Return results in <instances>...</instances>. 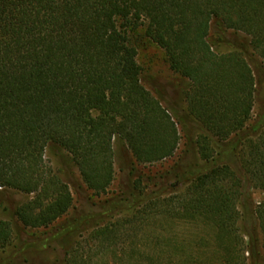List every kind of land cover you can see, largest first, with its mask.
<instances>
[{
    "label": "trees",
    "instance_id": "obj_1",
    "mask_svg": "<svg viewBox=\"0 0 264 264\" xmlns=\"http://www.w3.org/2000/svg\"><path fill=\"white\" fill-rule=\"evenodd\" d=\"M138 28L167 60L171 106L143 85L128 38ZM254 56L264 62V0H0V194L30 197L11 219L77 233L63 264H264V202L249 195L264 193ZM115 141L131 156L127 184L106 201L120 211L55 228L74 203L60 173L72 165L108 195Z\"/></svg>",
    "mask_w": 264,
    "mask_h": 264
},
{
    "label": "rangeland",
    "instance_id": "obj_2",
    "mask_svg": "<svg viewBox=\"0 0 264 264\" xmlns=\"http://www.w3.org/2000/svg\"><path fill=\"white\" fill-rule=\"evenodd\" d=\"M128 38L130 45L136 50L137 63L144 74L142 79L143 85L153 93L154 91L158 92L163 98L169 101L168 106H171L175 102V99H177L176 94H174L172 90L166 88L164 92V88L161 86L163 82H160L161 79L171 75L163 52L155 43L145 36L144 29L142 28L129 31ZM234 39L243 40L244 38L242 35H237ZM254 58L256 60L255 56ZM256 61L262 64L261 66L264 68L263 61L260 59ZM252 68L255 78L253 117H256L259 112L264 110V77L261 76L260 72L257 71L255 67ZM191 128L190 126V129ZM113 154L116 181L107 192L108 195L96 196L93 192L87 190L76 168L72 165L65 168L63 173H60L63 181L68 185L71 191L74 203L73 209L71 208V211L64 217V220L58 222L55 228H57L59 224H65V226L70 225L72 219L84 215L87 216V213H90L89 215L94 217L91 221V225H96L99 220H104L120 211V208L117 211L114 204L106 203V201L112 197L116 198V196L120 194V189L124 188L125 184H127L125 168L127 167L129 169L131 156L126 148L122 147L117 141L113 144ZM177 155L178 152L175 156ZM175 156L172 159L151 166H139L137 167V172L147 176L156 171L164 170L172 165L176 159ZM187 157L192 159L194 155L191 153L188 154ZM45 161L48 163L50 162L47 156L45 157ZM49 164L52 166V169L55 170V165L52 163ZM144 184H146V182H144ZM249 195L253 207L264 202V193L257 189H250ZM29 198L28 196L17 193L11 194V192L0 194V220L6 222L11 220L10 222L14 230L12 243L8 247L0 250V264H63L64 251L79 240L77 233L69 232L62 235L59 234L58 237L56 236L53 238V229H25L18 221L12 220L11 216L13 215L15 207L26 202ZM101 209H107L106 216L104 213L98 215L102 212ZM101 215L103 217H101ZM239 224L240 222H238V225Z\"/></svg>",
    "mask_w": 264,
    "mask_h": 264
}]
</instances>
